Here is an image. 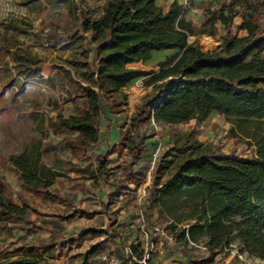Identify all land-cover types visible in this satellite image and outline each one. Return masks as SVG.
Returning a JSON list of instances; mask_svg holds the SVG:
<instances>
[{"label": "trees", "instance_id": "obj_1", "mask_svg": "<svg viewBox=\"0 0 264 264\" xmlns=\"http://www.w3.org/2000/svg\"><path fill=\"white\" fill-rule=\"evenodd\" d=\"M184 13L176 0L166 8L157 0H109L99 18L80 9L73 18L75 30L60 37L78 41L84 48L85 83L78 95L84 105L67 117L57 114L45 125L53 134L76 133L63 136L62 147L75 158L89 156L93 164L82 167L57 158L47 166L41 155L50 148L40 140L31 141L7 162L23 187L36 194L64 200L53 188L57 177H68L63 163L95 184L101 175L113 187L109 194H115L126 183H142L133 171L141 165L145 149L146 137L138 135L142 124L174 125L193 119L200 123L212 114L221 115L251 138L254 154L244 157L224 152L198 140L193 129L173 133L169 147L151 168L142 217L146 227L167 218L166 228L175 243L201 242L206 248L201 264H219L216 256L232 243L240 253L264 261V0H228L219 9H206L203 22L195 29ZM235 17L241 19L238 29L246 32L243 37L229 32ZM217 23L226 32L217 50L204 51L196 40L189 41L190 34L215 37ZM6 28L24 34L30 24L10 23ZM0 48L1 60H10L5 61L7 70L11 63L15 74L25 78L38 71L37 55L17 39ZM164 51L173 53L157 64V70L130 66ZM139 78H147L151 91L142 98L118 145L100 153L91 149L99 141L100 102L114 115L123 113L125 89ZM122 151L129 156L127 169L122 177L109 181L107 162ZM29 210L13 202L7 183L0 179V229L11 220H29ZM138 228L129 232L137 235ZM126 248L124 264H144ZM96 253L84 254L83 264ZM41 259L35 247L0 248V264H41Z\"/></svg>", "mask_w": 264, "mask_h": 264}, {"label": "rangeland", "instance_id": "obj_2", "mask_svg": "<svg viewBox=\"0 0 264 264\" xmlns=\"http://www.w3.org/2000/svg\"><path fill=\"white\" fill-rule=\"evenodd\" d=\"M107 1L0 0V47L17 39L39 59L36 63L38 71L25 78L15 74L11 63L9 70L6 69L5 61L10 62L8 58L3 61L0 58V179L7 183L15 202L30 207L29 220H12L0 229V248L12 251L39 245L36 249L41 251V264H83V256L89 251L97 253L93 258L87 257L86 264H105L100 260L102 254H114L120 264H124V247H130L136 259L144 257V264H201V259L206 256L205 246L201 242L175 243L166 228L167 218H161L155 227H146L142 217L146 212L143 203L152 182L153 163L169 147L173 133L193 129L198 140L212 143L224 152L244 157L254 154L251 138L223 116L212 114L200 123L193 119L174 125L142 124L138 135L143 133L146 137L143 139L145 149L141 165L133 167L142 183H126L115 194H109L113 187L104 182L101 175L95 184L69 171L71 166L67 163H63L62 168L69 176L56 179L53 185L64 200L36 194L20 186L7 162L9 156L22 152L28 143L40 140L53 151L44 153L43 163L54 155L56 159L72 164L91 165L89 156L75 158L63 148L61 132L53 134L45 122L58 112L77 113V107L84 105V99L78 97L80 85L85 83L81 53L84 48L79 47L78 41L68 42L60 35L75 30L73 18L80 9L99 18ZM172 1L157 0V3L166 8ZM176 1L185 9V20L195 29L203 22L206 9H219L228 0ZM10 23L19 26L27 23L30 28L24 34H17L6 28ZM240 23V17H235L229 30L231 35H246L245 31L238 29ZM216 27L215 37L190 34L189 41L196 40L204 51L217 50L226 32L220 23ZM172 53L157 52L148 61L130 66L157 70V64ZM88 55L90 58V53ZM10 80L11 86H7ZM146 80L139 78L128 84L125 89L127 105L121 114H112L100 102L102 118L98 125L101 137L94 146L101 147L99 151L120 142L121 133L128 127L142 98L151 91ZM128 162L129 156L124 151L110 156L107 162L109 181L122 177ZM34 226L47 227L48 230L35 229ZM132 227H139L137 235L129 232ZM238 254L241 253L232 243L229 249L216 256V260L219 264H244ZM255 264H264V261L256 259Z\"/></svg>", "mask_w": 264, "mask_h": 264}, {"label": "crops", "instance_id": "obj_3", "mask_svg": "<svg viewBox=\"0 0 264 264\" xmlns=\"http://www.w3.org/2000/svg\"><path fill=\"white\" fill-rule=\"evenodd\" d=\"M58 114H61V115H63L64 117H67V116H69L70 114H73V113H71V112H67V111H63L62 113L61 112H58ZM55 117V116H54ZM53 117V118H54ZM100 118H102V116L100 117ZM107 126H108V123H107ZM61 134L63 135V136H75L76 135V133H73V132H66V131H62L61 132ZM62 136V137H63ZM61 137V138H62ZM100 134H99V141H100ZM99 141H98V143H99ZM97 143V144H98ZM99 148H101V147H92L91 149H93V150H96L98 153H100V152H102V151H105L104 149H101V151H99ZM151 151H152V148H151ZM47 152H50V153H53V151L50 149V150H48V151H45V152H43L42 153V155H41V160L44 162V153H47ZM52 159L51 160H49V161H47V162H45L44 164H46L47 166H52L53 165V163L55 162V159H56V157L54 156V155H52ZM92 163H93V161H92ZM90 164V163H89ZM85 166H87V165H84V166H82V167H85ZM10 167L12 168V166L10 165ZM12 173L14 174V175H16V177L18 178V175L16 174V172L13 170V168H12ZM71 172H73V171H71ZM68 174V176H69V173H67ZM58 178H61V177H57L56 179H58ZM7 182H9V181H7ZM18 183L20 184V186H22V188L24 189L25 187H23V185H22V183H21V180L18 178ZM55 183V182H54ZM10 184V183H9ZM26 189V188H25ZM32 192V191H31ZM12 198V197H11ZM13 200V199H12ZM13 202L14 203H16L17 205H19V206H23V205H27L26 203H23L22 205H20V204H18L17 202H15L14 200H13ZM12 221V220H11ZM134 235V234H133ZM39 246V245H38ZM37 245L36 246H34L35 248H37L38 247ZM91 258H93V257H91Z\"/></svg>", "mask_w": 264, "mask_h": 264}, {"label": "built area", "instance_id": "obj_4", "mask_svg": "<svg viewBox=\"0 0 264 264\" xmlns=\"http://www.w3.org/2000/svg\"><path fill=\"white\" fill-rule=\"evenodd\" d=\"M125 251L128 252V248H126ZM238 257L244 262V264H255L256 259L246 253L238 254ZM100 260L105 264H120L119 259L114 254H102L100 255ZM141 262H145L144 257L141 259Z\"/></svg>", "mask_w": 264, "mask_h": 264}, {"label": "bare ground", "instance_id": "obj_5", "mask_svg": "<svg viewBox=\"0 0 264 264\" xmlns=\"http://www.w3.org/2000/svg\"><path fill=\"white\" fill-rule=\"evenodd\" d=\"M134 64V63H133ZM132 65V64H131Z\"/></svg>", "mask_w": 264, "mask_h": 264}]
</instances>
